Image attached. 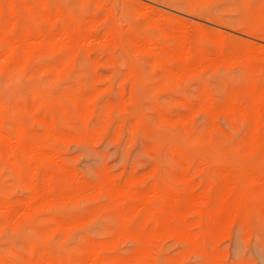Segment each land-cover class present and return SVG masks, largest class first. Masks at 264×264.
I'll use <instances>...</instances> for the list:
<instances>
[{
  "label": "rangeland",
  "instance_id": "374dc122",
  "mask_svg": "<svg viewBox=\"0 0 264 264\" xmlns=\"http://www.w3.org/2000/svg\"><path fill=\"white\" fill-rule=\"evenodd\" d=\"M8 1H12L14 6L9 5ZM8 1L0 0V55L4 54L0 62L3 63L8 40L21 37L23 31L32 33L34 37L37 35L35 39L40 38H37L39 42L34 41L31 58L27 59L26 64L21 62L22 65L24 63L22 68L19 65L22 60H16L10 67H1L0 122L3 132L12 136L16 146L24 143L35 148L39 146H35V143L41 144L38 156L36 148H33L35 151L32 149L37 157L31 151V156H35L31 165H26L27 160L20 152L11 155L14 152L8 148V155L5 146L0 150V209H5L4 205L9 204V210L6 209L9 213L7 211L4 214L0 210L2 264H26L27 261L31 262L29 264H54L56 261L68 264L94 241V244L101 242V245H96L102 257L98 264H264V184L260 180L264 175V0H100V3L99 0H86V3L85 0ZM140 1L146 5L148 3V7L142 6L148 13L139 11ZM24 6L30 10V14ZM108 10L109 13H106ZM59 11L61 14H58ZM56 13L72 17L80 23L84 39L80 36L71 40L65 35L67 41L63 40L62 30L71 29V26L63 20L61 22ZM166 15L170 18H166ZM150 16H157L156 21ZM88 18L93 21L90 22ZM8 21L12 23L8 24ZM196 22L200 24V30L204 29L200 34V30H196ZM124 26L129 29H124ZM175 27L190 28L178 31ZM102 29L107 30V35L100 34ZM162 29L166 32L163 33ZM116 31L119 34L122 31L119 35L121 38ZM104 34L106 37L111 35L110 40L109 36L105 37V44L100 43ZM89 36L96 41L88 40ZM85 37L90 41L89 47L86 46L87 42L82 44ZM96 37L102 39L97 42ZM133 37L138 38L145 47L138 39L130 41ZM184 38L188 39L184 41ZM146 39L152 41L148 45L156 43L154 47L158 48V52L154 56L156 48L146 47ZM135 42L138 45L133 44ZM185 53L187 55L184 56ZM203 56L208 57L202 59ZM153 57L160 64L156 60L154 64ZM201 63L203 67H198ZM188 65L193 66L190 68ZM171 71L175 74L178 71L176 78L170 74ZM157 83H165V88L155 90ZM36 101H42L41 105L38 106ZM43 102L45 104L42 105ZM181 117L185 118L182 120ZM135 118L137 122L134 124ZM254 120H257V126ZM15 123L20 127L19 138L15 134ZM253 133L258 134L262 146L257 153L247 151L248 137ZM168 144L171 149H177L175 154ZM50 152L52 155L47 156ZM5 155H8L7 160ZM52 156L57 158L56 162ZM201 158L208 159L207 168L204 165L206 161L203 160V163ZM13 159L16 165L10 162ZM39 161L43 166L34 164H39ZM237 162L242 170L238 168ZM257 165L262 168L259 169ZM197 166L200 169L197 168L199 171L195 172ZM32 167L37 168L35 172ZM44 170L52 173L47 176ZM73 171L78 175L73 176L78 178L76 180L79 183L74 181ZM237 173L240 177L236 179L233 175ZM253 174L260 176L257 178ZM17 176L20 177V183ZM44 176L46 178H42ZM50 183L53 189L48 187ZM98 184L99 188L96 186ZM224 184L232 187L226 188ZM95 187L98 188L96 191ZM154 187L160 192H154L159 194L158 198L150 191H155ZM167 187H171L169 191L173 194L176 192L174 198L177 199L178 207L170 203L172 198L168 197L172 193L167 191ZM166 191L168 193L165 195ZM36 192L38 194L29 197ZM240 193L242 195L237 199ZM223 194L228 197L220 212L216 203L225 198ZM26 199L28 201L23 204ZM235 200L241 201L236 205ZM188 201L193 207H190L191 213L188 211L189 205L184 208ZM29 202L27 208L31 214L25 209ZM137 202L140 203L138 206L143 204L147 207L146 213L144 208V212H139L142 206L138 211L135 210L137 207L133 208ZM22 204L25 205V213L24 210L19 212L21 206L23 209ZM35 206L36 210L32 212ZM196 206H200L201 211L193 210L197 209L194 208ZM131 207L134 211L129 212ZM150 207L156 213L159 211L161 216L152 212L153 209L151 214ZM232 209L236 211L234 217L231 216ZM186 211L188 213L182 215ZM254 211L256 214L252 216ZM16 212L25 221L19 215L16 218L22 222L15 221L12 215ZM228 212H231L232 218L226 215ZM2 213L8 214L4 218ZM148 213L151 214L150 219ZM108 216L113 218L112 221ZM7 217L10 218L9 222ZM223 217H228L225 225ZM2 223L4 225L1 226ZM199 228L197 233L196 229ZM28 243H32V249L28 248Z\"/></svg>",
  "mask_w": 264,
  "mask_h": 264
},
{
  "label": "bare ground",
  "instance_id": "6f19581e",
  "mask_svg": "<svg viewBox=\"0 0 264 264\" xmlns=\"http://www.w3.org/2000/svg\"><path fill=\"white\" fill-rule=\"evenodd\" d=\"M7 1H8V0H7ZM22 1H23V0H22ZM202 1H203V0H202ZM10 2H11V3H10ZM10 2L8 1L9 5L14 6V5L12 4L13 2H12V1H10ZM22 3H23V2H22ZM27 3H28V2H27ZM45 3H46V2H45ZM84 3H86V0H85ZM87 3H88V2H87ZM94 3H95V2H94ZM99 3H100V0H99ZM121 3H122V2H121ZM9 5H8V7H9ZM23 5H25V4H23ZM23 5H22V6H23ZM29 5H30V4H29ZM29 5H27L28 8H29ZM54 5H55V4H54ZM94 5H95V4H94ZM144 5L147 6L148 3H147V5H146V4H143L142 1H140L141 10H139V9H135V10L144 11V13H145V10H146L145 8H146V7H144L145 10H143V8H142V6H144ZM27 6H24V7L27 8ZM40 6H41V5H40ZM148 6H149V5H148ZM148 6H147V7H148ZM24 7H23V8H24ZM28 8H27V10L29 11V14H30L31 12H30L29 9L31 8V6H30L29 9H28ZM105 8H108V7L106 6ZM133 8H134V7H133ZM149 8L151 9V7H149ZM11 9H12V8H11ZM55 9H56V8H55ZM214 9H215V8H214ZM59 10H60V9H59ZM106 10H107V9H106ZM12 11L14 12L13 9H12ZM60 11H61V10H60ZM60 11H59L58 14H61ZM139 11H138V12H139ZM41 12H42V11H41ZM55 12H57V10H56ZM121 12H122V11H121ZM135 12H137V11H135ZM148 12H149V11H148ZM148 12H146V13H148ZM27 13H28V12H27ZM106 13H109V10H108V12L106 11ZM106 13H103L102 15L107 16ZM144 13H143V14H144ZM146 13H145V14H146ZM157 13H158V12H157ZM157 13H156V15H157ZM159 13H160V12H159ZM68 14H69V12H68ZM45 15H46V14H45ZM47 15H48V14H47ZM47 15H46V16H47ZM54 15H55V14H54ZM54 15H53V16H54ZM56 15H57V13H56ZM108 15H109V14H108ZM153 15H154V13H153ZM153 15H152V17L155 16V15H154V16H153ZM31 16H32V14H31ZM57 16H58L57 18L60 19L61 22H62V20H63V21H65L66 24H68V25L71 26V29H67V28H66V29H63V30H62V31H64V32L62 33V34H64V35H63V36H64L63 40L66 39V38H65V35L67 36V39L69 38V39H71V40H73V39H77V38H79L80 36H82V38L84 39V36H83V26H82L80 23H78L77 21H75L72 17H69L70 14H69V16H67V15H57ZM146 16H148V15H146ZM16 17H19V16H16ZM152 17L150 16L149 18L151 19ZM158 17H159V16H158ZM167 17H168V15H166V18H167ZM12 18L14 19V17H12ZM19 18H20V17H19ZM53 18H56V16H54ZM57 18H56V20H57ZM91 18H92V17H91ZM99 18H101V17H99ZM99 18H98V19H99ZM102 18H104V16H103ZM156 18H157V16H156L155 18H152V19H154L153 21H156ZM169 18H170V17H168V19H169ZM8 19H9V18H8ZM51 19H52V18H51ZM51 19H50V20H51ZM86 19H87V18H86ZM86 19L84 18V20H86ZM92 19H93V18H92ZM98 19H97V20H98ZM161 19H162V18H161ZM88 20H90V18H88ZM103 20H104V19H103ZM105 20H106V18H105ZM147 20H148V19H147ZM11 21H13V20H11ZM91 21H93V20H90V22H91ZM9 22H10V21H8V24H11V23H12V22H11V23H9ZM105 22H107V21H105ZM157 23H158V22H157ZM178 23H179V22H178ZM178 23H177L176 25H179ZM196 23H197V22H196ZM109 24H110V21H109ZM126 24H127V23H126ZM197 24H198V23H197ZM104 25H105V24H104ZM148 25H149V24H148ZM180 25H181V24H180ZM185 25H187V24H185ZM8 26H10V25H8ZM8 26H7L6 28H8ZM127 26H128V25H127ZM127 26H126V27H127ZM181 26H182V25H181ZM183 26H184V25H183ZM196 26H197V29H196V30H200V24H198V25H196ZM34 27H35V26H34ZM124 27H125V26H124ZM126 27H125L124 29H129L128 27H127V28H126ZM160 27H161V26H160ZM176 27H177V26H176ZM176 27H175V29H178V31H179V30H182V31H183L184 29L186 30L187 28H190V27H187V28H183V29H182V28H176ZM179 27H180V26H179ZM198 27H199V29H198ZM6 28H5V29H6ZM51 28H52V27H51ZM106 28H107V27H106ZM195 28H196V27H195ZM202 28H203V27H202ZM202 28H201V29H202ZM5 29H4L3 31H5ZM108 29H109V27H108ZM35 30H37V29L35 28ZM3 31H2V33H3ZM87 31H88V27H87ZM102 31H103V29H102ZM102 31H101L100 34L105 33V34L107 35V33H106L107 30H106V29H105L103 32H102ZM105 31H106V32H105ZM130 31H131V30H130ZM161 31H162L163 33H164V31L166 32V30H163V29H162ZM200 31H201V32H200ZM200 31H199L198 34L202 33V32L204 31V29H203V30H200ZM88 32H89V31H88ZM116 32L118 33V31H116ZM185 32H186V31H185ZM196 32H198V31H196ZM38 33L41 35V32H39V30H38ZM108 33H109V32H108ZM121 33H122V31H120V34H121ZM163 33H162V34H163ZM171 33H172V32H171ZM177 33H179V32H177ZM186 33H187V32H186ZM186 33H184V34L186 35ZM188 33H189V32H188ZM188 33H187V34H188ZM3 34H4V33H3ZM92 34H93V33H92ZM105 34L103 35L104 37L102 36L104 42H103V40L100 41V38H101V37H100V38L96 37V38L98 39L97 42L100 41V43L102 42V43L105 44V41H106V39H105V37H106ZM120 34L118 33V36H119ZM125 34H126V33H125ZM131 34H132V33H131ZM179 34H181V33H179ZM57 35H58V34H57ZM93 35H94V34H93ZM122 35H123V34H122ZM122 35H121V36H122ZM135 35H136V34H135ZM135 35H134V36H135ZM173 35H175V32L173 33ZM176 35H177V34H176ZM185 35H183V36L185 37ZM205 35H206V33H205ZM220 35L222 36V34H220ZM36 36H37V35H36ZM36 36H35V37H36ZM55 36H56V35H55ZM58 36H59V35H58ZM108 36H109V40H110V39H111V37H110L111 35L108 34ZM108 36H107V37H108ZM118 36H117V37H118ZM129 36H130V34H129ZM137 36H138V35H137ZM183 36H182V37H183ZM261 36H262V35H261ZM35 37L33 36L32 33L30 34V33L27 32V31H23L21 37H15V38H12V39L8 40V48H7V51L4 52V53H6V54H5V57L2 58V59H3V63H1L2 61L0 62V70H1V67H4V66H5V67H10V66H12L13 63H14L16 60H22V61H20V64H19V65H21L20 68H22L23 65H24V63L26 64L27 59H30V58H31V54H32L33 47H34L33 45L35 44L34 41L36 40V43H37V41L39 42V40H37V38L39 39L40 36L37 37L36 39H35ZM93 37H95V36H93ZM107 37H106V38H107ZM119 37H120V36H119ZM131 37H132V36H131ZM180 37H181V36H180ZM53 38H54V36H53ZM60 38H62L61 36H59V40H62V39H60ZM82 38H81V40L79 39L81 42H82ZM87 38H88V40L96 41V39H94V38H93L94 40H92V39H91V38H92L91 36H89V37H87ZM87 38L85 37V40H86ZM89 38H90V39H89ZM120 38H121V37H120ZM120 38H119V39H120ZM143 38H144V39H145V38L148 39V37H143ZM188 38H189V37H188ZM188 38H187V39H188ZM218 38H220V37H219V34H218ZM221 38H222V37H221ZM221 38H220V39H221ZM41 39H42V38H41ZM54 39H55V38H54ZM54 39H53V40H54ZM67 39H66V41H67ZM101 39H102V38H101ZM134 39H135V38L133 37V39H131L130 41L133 42ZM137 39H138V38H136L135 41H136ZM147 39H146V40H147ZM187 39L184 38V41H186ZM42 40H43V39H42ZM42 40H41V41H42ZM85 40L83 41L82 44H84L85 42H87V43H86V46H87V45L89 44L88 42H90V41H87V40L85 41ZM107 40H108V39H107ZM109 40H108V41H109ZM117 40H118V39H117ZM146 40L144 41L145 44L147 43V46H146V47H148V48L150 47V48H152V49L154 48V50H155L156 47H154V46H156V45H155L156 43H154V44L152 43L151 45H152L153 47H151V45H148V43H151L152 41L150 42V40H147V42H146ZM50 41H52V40H50ZM66 41H65V42H66ZM75 41H76V40H75ZM128 41H129V37H128ZM137 41L140 43L139 39H138ZM48 42H49V40H47V45H49ZM76 42H77V41H76ZM76 42H75V43H76ZM110 42H111V41H110ZM132 42H131V43H132ZM62 43H64V42L62 41ZM67 43H68V42H67ZM77 43H78V42H77ZM79 43H80V42H79ZM108 43H109V42H108ZM113 43H114V42H113ZM64 44H65V43H64ZM109 44H110V43H109ZM133 44H137V42H135V43H133ZM140 44H141V43H140ZM140 44H139V45H140ZM75 45H76V46H74V47L77 48V47H78L77 44H75ZM115 45H116V44H115ZM137 45H138V44H137ZM141 45H143V44H141ZM187 45H188V44H187ZM49 46H50V45H49ZM86 46H85V47H86ZM133 46H134V45H133ZM143 46H144V45H143ZM143 46H140V47L142 48ZM159 46H160V45H159ZM188 46H189V45H188ZM220 46H222V45H220ZM220 46H219V47H220ZM64 47H65V46H64ZM74 47H72V48L75 49ZM87 47H89V46H87ZM144 47H145V46H144ZM160 47H161V46H160ZM186 47H187V46H186ZM186 47H185L184 49H182V55H183V53H184L183 51L186 50ZM90 48H91V47H90ZM90 48H89V49H90ZM138 48H139V47H138ZM148 48H147V49H148ZM203 48H204V47H203ZM234 48H235V47H234ZM51 49H52V47H51ZM152 49H151V50H152ZM144 50H145V49H144ZM163 50H165V49L163 48ZM52 51H53V50H52ZM73 51H75V50H73ZM219 51H220V50H219ZM244 51H245V50H244ZM153 52H154V54H153V53H152V54H153V56H154V55L158 52V48H156V51H153ZM185 52H186V51H185ZM253 52H254V51H253ZM101 53H102V52H101ZM165 53H167V52H165ZM250 53H251V52H250ZM250 53L248 52V54H250ZM168 54H169V53H168ZM189 54H190V53H189ZM204 54H205V53H204ZM252 54H253V53H252ZM2 55H4V54L2 53V54L0 55V58H1ZM68 55H69V54H68ZM171 55H172V54H171ZM182 55H180V57H182ZM185 55H187V53H185L184 56H185ZM190 55H191V54H190ZM205 55H206V54H205ZM207 55H208V54H207ZM216 55H217V53H216ZM246 55H247V54H246ZM201 56H202V54H201ZM208 56H209V55H208ZM208 56H206V57L203 56V57H201V58H202V59H204V58L206 59ZM108 57H109V55H108ZM108 57H107V58H108ZM173 57H176V56H173ZM209 57H212V56L210 55ZM216 57H217V56H216ZM218 57H219V55H218ZM240 57H241V56H240ZM240 57H239V58H240ZM5 58H6V59H5ZM107 58H106V59H107ZM159 58H160V57H159ZM178 58H179V57H178ZM182 58H183V57H182ZM182 58H181V59H182ZM23 59H24V60H23ZM153 59H154V61L156 60V61L159 62V60H158L156 57H153ZM216 59H217V58H216ZM220 59H222V58H220ZM224 59H225V57H224ZM230 59H233V57L230 58ZM237 59H238V58H236V60H237ZM0 60H1V59H0ZM6 60H7V61H6ZM93 60H95V58H94ZM23 61H24V63H23V65H22L21 62H23ZM110 61H111V60H110ZM156 61L154 62V64L156 63ZM182 61H183V59H182ZM185 61H186V60H185ZM203 61H204V60H203ZM203 61H202V62H203ZM220 61H221V60H220ZM5 62H6V63H5ZM62 62H63V60H62ZM62 62H61V65H62ZM120 62H121V61H120ZM187 62H188V61H187ZM200 62H201V60H200ZM200 62L197 61V63H200ZM209 62H210V60H209ZM222 62H223V61H221V63H222ZM227 62H228V61H227ZM194 63L196 64V62H194ZM194 63H193V65H195ZM204 63H208V61H207V62L204 61ZM211 63H212V62H211ZM217 63H218V62H217ZM119 64H120V63H119ZM136 64H137V63H136ZM159 64H160V62H159ZM164 64H165V63H164ZM202 64H203V63L199 64L200 66H198V67H201V66L203 67ZM121 65H122V64H121ZM121 65H119V66H121ZM152 65H153V64H152ZM186 65H187V64H186ZM193 65H190V66L188 65V66L191 68ZM227 65L229 66V64H227ZM183 66H184V65H183ZM188 66H186V68H187ZM198 67H197V68H198ZM54 68L57 69V66L55 65ZM59 68H60V67L58 66V69H59ZM129 68H130V67H129ZM164 68H166V67L164 66ZM167 68H168V67H167ZM182 68H183V69H186V68H184V67H182ZM194 68H196V67H194ZM197 68H196V69H197ZM174 69H175V68H174ZM174 69H173V71H175ZM199 69H200V68H199ZM199 69H198V70H199ZM127 70H128V69H127ZM130 70H131V69H129L128 71H130ZM169 70H170V69H169ZM171 70H172V69H171ZM190 70H191V69H190ZM190 70H189V71H190ZM17 71H19V70H17ZM20 71H21V70H20ZM41 71H42V70H41ZM56 71H57V70H56ZM128 71H127L126 73H130V72H132V71H130V72H128ZM178 71H179V70H178ZM178 71H177V72H178ZM191 71H192V70H191ZM177 72H176V74H178ZM179 72H180V71H179ZM186 72L189 73L188 71H186ZM132 73H134V72H132ZM132 73H130V74L132 75ZM19 74H20V73H19ZM55 74H56V73H55ZM130 74H129L128 76H130ZM170 74H173V75H174V78H176V74H175L174 72L171 71ZM170 74H169V75H170ZM58 75H59V74H58ZM56 76H57V75H56ZM170 77H171V75H170ZM137 78H138V77H137ZM167 78H169V77H167ZM60 79H61V78H60ZM256 79H257V78H256ZM169 80H171V79L169 78ZM259 80H260V79H259ZM174 82H175V81H174ZM177 82H178V81H177ZM228 82H229V81H228ZM17 83H18V82H17ZM11 84H12V83H11ZM162 84H164V86H159V87L157 86V85H162ZM162 84L157 83V84H156V88H157V89H155V90H158V89H160V88H161V89H162V88H165V83H162ZM178 85H179V84H178ZM34 86H35V85H34ZM166 86H167V85H166ZM105 87H106V86H105ZM121 88H122V87H121ZM152 88H153V87H152ZM36 89H37V88H36ZM153 89H154V88H153ZM34 90H35V89H34ZM155 90H154V92H155ZM62 91H63V90H62ZM96 91H97V90H96ZM94 92H95V91H94ZM94 92H93V93H94ZM129 92H130V88H129ZM35 93H36V92H35ZM35 93H34V96H35ZM41 93H42V92H41ZM45 93H46V92H45ZM66 93H67V92H66ZM131 93H132V92H131ZM32 94H33V93H32ZM32 94H31V95H32ZM70 94H71V93H70ZM6 95H7V94H5V96H6ZM71 95H72V94H71ZM71 95H69V96H71ZM37 97H38V96H37ZM47 97H50V96H47ZM84 97H86V96H84ZM84 97H83V98H84ZM91 97H92V96H91ZM130 97H131V96H130ZM62 98H63V97H62ZM3 99H4V98H3ZM3 99H2V100H3ZM33 99H34V98H33ZM37 99H38V98H37ZM119 99H120V98H119ZM184 99H186V98L184 97ZM16 100H17V99H16ZM50 100H51V99H50ZM72 100H73V98H72ZM117 100H118V99H117ZM242 100H243V99H242ZM84 101L86 102V100H84ZM179 101H180V99H179ZM36 102H37V105H38V104H40L42 101H40V103H38V101H36ZM74 102H75V101H74ZM132 103H134V101H133ZM210 103H211V101H210ZM43 104H45V102H43L42 105H43ZM76 104H77V103H74V105H76ZM114 104H115V103H114ZM206 104H207V102H206ZM208 104H209V103H208ZM34 105H35V104H34ZM40 105H41V104H40ZM204 105H205V104H204ZM204 105H200V106L202 107V106H204ZM209 105H211V104H209ZM209 105H208V106H209ZM0 106H1V105H0ZM38 106H39V105H38ZM120 106H121V105H120ZM158 106H159V105H158ZM158 106H157V107H158ZM132 107H133V106H132ZM182 107H183V106H182ZM235 107H236V106H235ZM2 108H3V107H2ZM32 108H34V107L32 106ZM87 108H88V107H87ZM89 108H91V107L89 106ZM197 108H198V107H197ZM62 109H63V108H62ZM193 109H195V108L193 107ZM200 109H201V108H200ZM236 109H238V108H236ZM44 110H45V109H44ZM206 110H207V109H206ZM225 110H226V109H225ZM45 111H46V110H45ZM84 111H86V110H84ZM88 111H90V110H87V112H88ZM157 111H158V110H157ZM237 111H238V110H237ZM258 111H259V110H258ZM27 112H28V111H27ZM158 112H159V111H158ZM158 112H157V113H158ZM192 112H193V111H191V113H192ZM225 112H227V111H225ZM30 113H31V109H30ZM89 113H90V112H89ZM240 113L243 114L241 111H240ZM48 114H49V113H48ZM161 114H162V113H161ZM104 115H106V114H104ZM162 115H163V114H162ZM187 115H188V114H187ZM243 115H244V114H243ZM0 116H1V115H0ZM50 116L52 117V114H51ZM158 116H159V115H158ZM163 116H164V115H163ZM195 116H196V114H195ZM218 116H219V115H218ZM257 116H258V114H257ZM51 117H50V118H51ZM130 117H131V116H130ZM164 117L166 118V116H164ZM164 117H163L162 119H164ZM179 117H180V116H179ZM186 117H187V116H186ZM229 117H231V115H229ZM234 117H235V116H234ZM40 118H41V117H40ZM46 118H47V117H46ZM142 118H143V117H142ZM181 118H182V117H181ZM184 118H185V117H184ZM184 118H182V120H183ZM1 119H2V118L0 117V120H1ZM102 119H103V116H102ZM228 119H229V118H228ZM230 119H231V118H230ZM121 120H122V119H121ZM121 120H120V122H121ZM174 120H175V119H174ZM219 120H220V119H219ZM257 120H258V119H257ZM257 120H254L255 123L257 122ZM103 121H104V120H103ZM115 121H117V120H115ZM228 121H229V120H228ZM233 121H234V120H233ZM135 122H137V118H135V120H134V124H135ZM148 122H149V121H148ZM103 123H104V122H103ZM10 124H11V122H10ZM38 124H39V123H38ZM118 124H119V123H118ZM6 125H7V124H6ZM11 125H12V124H11ZM15 125H16V127L14 126V128H16V129H14V130H16L15 134L17 133L16 135H17V136H18V135L20 136V135H21L20 127H19V125H17L16 123H15ZM131 125H132V124H130L129 126H131ZM213 125H214V124H213ZM257 125H258V124L256 123L255 126H257ZM47 126H48V125H47ZM74 126H75V125H74ZM134 126H136V125H134ZM134 126H133V127H134ZM138 126H139V125H138ZM17 127H18V128H17ZM49 127H50V126H49ZM136 127H137V126H136ZM227 128H228V127H227ZM257 128H258V127H257ZM18 129H19V130H18ZM115 130H116V129H115ZM115 130H114V132H115ZM175 130H176V129H175ZM229 130H230V129H229ZM255 130H256V129H255ZM18 132H19V133H18ZM40 132H41V130H40ZM48 132H49V128H48ZM52 133H53V132H52ZM116 133H119V132H116ZM172 133H173V132H172ZM235 133H237V132H235ZM39 134H41V133H39ZM53 135H55V134H53ZM218 135H219V134H218ZM17 136H16V137H17ZM19 136H18L17 138H19ZM55 136H56V135H55ZM180 136H181V135H180ZM218 137H219V136H218ZM224 137H225V136H224ZM258 137H259V136H258L257 133H253L252 135H250V136L248 137L249 139H248V141H247V144H248V145H247V151H249L250 153H257L259 150H261V147H262V146H261V143H260V140L258 139ZM50 138H51V135H50ZM53 138H54V137H53ZM64 138H65V136H64ZM129 138H130V137H129ZM178 138H179V137H178ZM181 138H182V136H181ZM184 138H185V137H184ZM51 139H52V138H51ZM59 139H60V138H59ZM59 139H58V140H59ZM179 139H180V138H179ZM54 140H55V139H54ZM61 140H62V139H61ZM61 140H60V141H61ZM12 141H13V142H12ZM23 141H24V140H23ZM27 141H30V140L27 139ZM31 141H32V139H31ZM182 141H183V140H182ZM82 142H83V140H82ZM164 142H165V141H164ZM11 143H12V144L14 143V139L12 140V136H10V134L3 132V128H2V125H1V122H0V150L5 146V147H7V148H6V149H7V151H6L7 153H8L9 151L11 152V150L14 152V154H11V155H16L18 152H20V153H21L20 155H22V156L27 160L26 165H27V164L31 165V160L35 158L36 154H37V156H38V154L40 153L38 147H40V144H41V143L38 144V143H35V141H33V143H35V144H34L35 146H36V144L39 145V146H36V147H35L36 150L38 151V153H37V151L34 150L35 148L32 147L33 145H30V144H24V143H23V144H19V146H18V145L16 146L15 144H13V146H12ZM17 143H19V142H18V139H17ZM29 143H32V142H29ZM33 143H32V144H33ZM169 144H170V143H169ZM169 144H168V146H170ZM14 145H15V146H14ZM42 145H43V144H42ZM153 145H155V143H153ZM162 145H163V144H162ZM155 146H158V145L156 144ZM160 146H161V145H159L158 147H160ZM31 147H32V148H31ZM43 147H44V146H43ZM47 147H48V146H47ZM8 148H9L10 150H9ZM33 148H34V149H33ZM168 148H169V147H168ZM174 148H175V147H173V149H171V146H170V149H171L172 151H174V154H175V153H176L175 150H177V149H174ZM213 148H214V147H213ZM32 149L36 152V154H35V152H33ZM8 150H9V151H8ZM40 150H41V148H40ZM171 150H169V151H171ZM195 150H196V149H195ZM31 151L34 153V155H35L34 157L31 156V154H33ZM41 151H42V150H41ZM49 151H50V150H49ZM52 151H53V150L51 149V152H52ZM172 151H171V152H172ZM51 152H50V153H47V156H51V155H52ZM53 152H54V151H53ZM42 153H43V151H42ZM204 153H205V152H204ZM9 154H10V153H8V155H9ZM48 154H49V155H48ZM50 154H51V155H50ZM8 155H5V158H6ZM43 155H44V154H43ZM53 155H54V154H53ZM208 155H209V154H208ZM37 156H36V157H37ZM177 156H178V154H177ZM179 156H180V155H179ZM52 157H53V156H52ZM208 157H209V156H208ZM214 158H215V157H214ZM238 158H239V157H238ZM56 159H57V158L53 157V160H55V162H56ZM201 159H202V161L204 160V158H201ZM201 159H200V160H201ZM229 159H230V158H229ZM235 159H236V158H235ZM5 160H7V158H6ZM8 160H9V159H8ZM34 160H35V159H34ZM38 160H39V159H38ZM50 160L52 161V158H51V157H50ZM217 160H218V159H217ZM219 160H220V159H219ZM15 161H16L15 159L10 160L11 163H13L14 165H16V162H15ZM189 161H191V160H189ZM202 161H200V162H202ZM204 161H206V162L204 163ZM204 161H203V163H204V165H205L206 168H207V164H206V163H207L208 159H207V160H204ZM223 161H224V160H223ZM227 161H229V160H227ZM241 161H242V160H241ZM262 161H263V160H262ZM36 162H37V161H36ZM40 162H41V161H39V164H37L38 162H37V163L34 162V164H36L37 166H39V165L41 164ZM212 162H213V160H212ZM218 162H219V161H218ZM221 162H222V161H221ZM231 162H232V161H231ZM231 162H229V163H231ZM250 162H251V163H250ZM57 163H58V164L60 163V162H59V159H58V162H57ZM243 163L246 164V162H243ZM248 163H250V165H251V164H252V161H249ZM58 164H57V165H58ZM197 164H198V163H197ZM226 164H228V163H226ZM236 164H238V162H237ZM245 164H244V165H245ZM26 165H25V166H26ZM41 165H42V164H41ZM164 165H165V164H164ZM200 165H201V164H200ZM204 165H203V167H204ZM211 165H212V164H211ZM223 165H224V164H223ZM229 165H233V166H235V164H229ZM252 165H253V164H252ZM261 165H262V164H261ZM42 166H43V165H42ZM184 166H185V165H184ZM213 166H215V165H213ZM219 166L222 168V165H221L220 163H219ZM219 166H217V167H219ZM225 166H226V165H225ZM254 166H256V163L254 164ZM263 166H264V164H263ZM28 167H29V166H28ZM59 167H61V166H59ZM157 167H158V166H157ZM169 167H170V166H169ZM169 167H168V168H169ZM176 167H177V166H176ZM185 167H186V166H185ZM191 167H192V166H191ZM201 167H202V165H201ZM209 167H210V163H209ZM239 167H240V166H239V164H238V168H239ZM257 167H259V169L262 168V166L260 167V165H257ZM61 168H63V167H61ZM64 168H66V167H64ZM153 168H154V167H153ZM197 168H199V167H198V166L195 167L194 171H195ZM232 168H233V167H232ZM232 168H231V169H232ZM243 168H244V167H243ZM245 168H246V166H245ZM245 168H244V169H245ZM33 169H34V172H35V169H37V168H36V167H32V170H33ZM42 169H43V168H42ZM171 169H172V168H171ZM199 169H200V168H199ZM234 169H235V167H234ZM240 169H241V167H240ZM240 169H238V170L240 171ZM244 169H243V170H244ZM16 170H17V169H16ZM16 170H15V171H16ZM32 170H31V171H32ZM72 170H73V169H72ZM152 170H153V169H152ZM152 170H151V171H152ZM223 170H224V169H223ZM229 170H230V169H229ZM235 170L237 171V169H235ZM241 170H242V169H241ZM256 170H257V169H256ZM29 171H30V170H29ZM36 171H37V170H36ZM44 171H46V170H44ZM197 171H199V170L197 169L195 172H197ZM221 171H222V170H221ZM232 171H233V169H232ZM236 171H234V174H236V173H235ZM244 171L246 172V170H244ZM259 171H260V170H258V173H259ZM263 171H264V170H263ZM16 172H17V171H16ZM50 172H51V171H50ZM50 172H47V171H46V174H45V175L48 176ZM68 172H69V171H68ZM74 172H75V171H73L72 173H74ZM153 172H155V171L153 170ZM195 172H194V173L192 172V174H195ZM225 172H226V171H225ZM241 172H242V171H241ZM245 172H244V174H245ZM248 172H249V171H248ZM17 173H18V172H17ZM29 173H30V172H29ZM47 173H48V174H47ZM51 173H52V172H51ZM183 173H184V172H183ZM221 173H224V171L221 172ZM250 173H251V172H250ZM150 174H151V173H150ZM218 174H219V172H218ZM228 174H230V172L227 173L226 175H228ZM242 174H243V173H242ZM260 174H261V172H260ZM262 174H264V173L262 172ZM15 175H16V173H15ZM28 175H29V174H28ZM51 175H52V174H51ZM73 175L76 176V177L78 176V175H76V173L72 174V176H73ZM147 175H148V174H147ZM237 175H238V176H237ZM237 175H233V176H235V178L237 179L238 177H240L239 173H237ZM246 175H247V174H246ZM249 175H252V174H249ZM253 175L256 176V174H253ZM74 176H73V177H74ZM188 176H190V175H188ZM259 176H260V175H259ZM259 176H256V177L258 178ZM29 177H30V175H29ZM33 177H34V176H33ZM49 177H50V176H49ZM76 177H74V178H75L74 181H77V180H78V178H76ZM184 177H185V176H184ZM210 177H211V176H210ZM250 177H252V176H250ZM261 177H262V176H261ZM17 178H18V179H17ZM19 178H20V177H18V176L16 177L17 181L19 180ZM42 178H46V176H44V177H42ZM158 178H160V177H158ZM187 178H188V177H187ZM233 178H234V177H233ZM235 178H234V179H235ZM16 179H15V180H16ZM76 179H77V180H76ZM236 179H235V180H236ZM261 179H262V180H261ZM263 179H264V175H263V178H260V180H261L262 183L264 184ZM21 180H22V179H21ZM79 180H81V179H79ZM107 180H109V179H107ZM107 180H106V181H107ZM229 180H231V179H229ZM249 180H250V179H249ZM256 180H257V179H256ZM48 181H49V180H48ZM153 181H154V180H153ZM153 181H152V183H153ZM209 181H210L211 183L213 182V181H211L210 179H209ZM241 181H242V180H241ZM241 181H240V182H241ZM253 181H254V180H253ZM261 181L257 180V182H259V183H260ZM18 182L20 183V181H18ZM45 182H46V181H45ZM45 182H44V183H45ZM82 182H83V181H82ZM129 182H130V181H129ZM207 182H208V181H207ZM232 182H234V185H233V183H232V185L235 186V185H236V184H235L236 182H235L234 180H233ZM254 182H256V181H254ZM22 183H23V182H22ZM27 183H28V182H27ZM67 183H68V182H67ZM77 183H79V182L77 181ZM80 183H81V181H80ZM203 183H204V182H203ZM238 183H239V180H237V184H238ZM23 184H25V183H23ZM68 184H69V183H68ZM70 184H71V183H70ZM204 184H206V183H204ZM16 185H18V184L16 183ZM28 185H29V187L31 188V183H29ZM52 185H53V184H52ZM52 185H51V183H50V185H48V187L51 186L50 188L53 189V188H52V187H53ZM109 185H110V184H108V186H109ZM126 185H127L126 187L129 186L128 183H127ZM153 185H154V183L152 184V187H153ZM210 185H211V184H210ZM224 185H225L226 188L230 186V185H228V184H224ZM226 185H228V186H226ZM96 186H98V188H99V184L96 185ZM243 186H244V185H243ZM43 187H44V185H43ZM48 187H47V188H48ZM77 187H78V186H77ZM79 187H81V186H79ZM109 187H112V186H109ZM126 187H125V189H126ZM152 187H151V189H152ZM164 187H166V186H164ZM193 187H194V186H193ZM230 187H232V186H230ZM21 188H22V187H21ZM95 188H96V187H95ZM98 188H96L95 191H96ZM122 188H123V187H122ZM205 188H208V187L205 186ZM243 188H244V187H243ZM245 188H246V187H245ZM258 188H259V187H258ZM18 189H19V188H18ZM116 189H117V188H116ZM118 189H119V188H118ZM129 189H131V188L129 187ZM133 189H136V188H133ZM153 189H155V191L150 190V191L153 193V194H152V193H151V194H152V195H156V194H157L156 192H159V190L156 189L155 187H154ZM167 189H168L167 191L171 194L172 192L169 191V190L171 189V187H170V188L167 187ZM263 189H264V188H263ZM45 190H46V188H45L43 191L45 192ZM60 190H61V189H60ZM93 190H94V189H93ZM131 190H132V189H131ZM131 190H129V191H131ZM136 190H139V189H136ZM164 190H166V189H164ZM204 190H205V189H204ZM204 190H203V192H204ZM21 191H22V190H21ZM39 191H40V190H39ZM39 191H38V192H39ZM88 191H91V189H90V190L88 189ZM147 191H148V190H146L145 192H147ZM167 191L165 192V195H166V193H168ZM173 191H174V189H173ZM207 191H209V188L207 189ZM223 191H225V188H224ZM263 191H264V190H263ZM61 192H62V190H61ZM131 192H132V191H131ZM133 192H134V190H133ZM154 192H155L156 194H154ZM203 192H202V193H203ZM227 192H228V191H227ZM227 192H226V193H227ZM81 193H82V192H81ZM91 193H93V192L91 191ZM135 193H136V191H135ZM139 193H140V192H139ZM139 193H138V194H139ZM143 193H144V192H143ZM149 193H150V192H149ZM149 193H146V194H149ZM159 193H160V192H159ZM173 193H174V192H173ZM173 193H172V195L169 194L170 197H168V196H167V197L170 198V199H171V198L173 199V198H174V195H175V198H176V196H177L176 192H175V194H173ZM221 193H222V191H220V194H219V195H221ZM229 193H230V192H229ZM18 194H19V193H18ZM35 194H38V193L36 192V193H34V194H31V196H29V197H32V195H35ZM82 194H83V193H82ZM199 194H200V193H199ZM199 194H197V195H199ZM206 194H207V193H206ZM227 194H228V193H227ZM258 194H259V193H258ZM261 194H263V192H262ZM64 195H66V194H64ZM67 195H68V194H67ZM77 195H78V194H77ZM77 195H76V196H77ZM79 195H80V194H79ZM139 195L141 196V194H139ZM143 195H144V194H143ZM152 195H151V196H152ZM163 195H164V194H163ZM225 195H226V194H225ZM225 195L223 194V197H224ZM241 195H242V194L240 193V194L238 195L237 199H238ZM243 195H244V194H243ZM46 196H47V195H46ZM76 196H75V198L78 197V196H77V197H76ZM145 196H146V195H145ZM151 196H150V197H151ZM156 196H157V198H158V197H159V194L156 195ZM171 196H172V197H171ZM194 196H196V195H194ZM194 196H193V197H194ZM206 196L208 197V194H207ZM47 197H48V196H47ZM47 197L44 198V199L46 200ZM53 197L55 198V196H53ZM64 197H65V196H64ZM154 197H155V196H154ZM193 197H192V198H193ZM207 197H206V198L203 197V199L205 198V199L208 200ZM226 197H228V196H225V198H223V200H221L220 202L216 203L217 207L219 206L218 208L220 209V212H221V210H222V209L224 208V206H225V202H226V200H227ZM27 198H28V197H27ZM50 198L53 199L52 197H50ZM50 198H49V199H50ZM78 198H79V197H78ZM161 198H162V197H160V199H161ZM175 198H174V199H175ZM177 198H178V197H177ZM194 198H195V197H194ZM256 198H257V197H256ZM28 199H29V198H28ZM28 199L23 200V201H25L23 204H25L26 201H28ZM51 199H50V200H51ZM155 199H156V198H155ZM160 199H159V203H160ZM172 199L170 200V201H171L170 203L173 204V205L175 204L176 207H178V206H177V204H178V203H177V199H175L176 202H175V201H172ZM174 199H173V200H174ZM198 199L200 200V198H198ZM203 199H202V200H203ZM257 199H258V198H257ZM65 200H66V199H65ZM123 200H127V201H128V199H124V198H123ZM157 200H158V199H157ZM185 200H186V198H185ZM195 200H196V199H195ZM195 200H194V201H195ZM258 200H259V199H258ZM261 200H262V199H261ZM55 201H57V200H55ZM59 201H61V198H60ZM63 201H64V200H63ZM161 201H162V200H161ZM238 201H241V200H238ZM238 201L235 200L234 203L236 204ZM2 202H3V200H2ZM21 202H22V200L20 201V203H21ZM123 202H125V201H123ZM168 202H169V199H168ZM172 202H175V203H172ZM188 202H190V201H188ZM188 202H187V203H188ZM204 202H206V200L203 201V202H201V203H204ZM258 202H259V201H258ZM40 203H41V202H40ZM43 203H44V202H43ZM43 203L41 204V206H43ZM62 203H64V202H62ZM76 203H77V202H76ZM129 203H132V202L129 201ZM138 203H139V202H137V205L135 204L133 208L135 209V207H137V209H135V210L138 211L139 207L142 206V209H140L141 211L139 210V212L142 213V212H144V211H142V210L145 209V212H144V213H146V211H147L146 208H147V207L145 208V205H143V204H141L140 206H138ZM182 203H184V202H182ZM187 203H185V207H184V208H186V205H187V206L189 205V206H188L189 208H190V207L193 208L191 202H190L191 205H190L189 203H188V204H187ZM214 203H215V202H214ZM251 203H252V202H251ZM23 204H22V205H23ZM139 204H140V203H139ZM171 204H170V205H171ZM237 204H238V203H237ZM237 204H236V205H237ZM243 204H244V203H243ZM8 205H9V204L4 205V208H5V209H2V210L4 211V212H3L4 214L9 210V209H8ZM27 205H28V206H26L25 209H27V212H30L29 214H31L30 209L28 210V208H27V207H29L30 202H29ZM31 205H32V204H31ZM119 205H120V204H119ZM121 205H122V204H121ZM175 205H174V206H175ZM202 205H203V204H202ZM202 205H201V207H203ZM204 205H206V204H204ZM252 205H255V204H252ZM1 206H3V205L1 204ZM24 206H25V205H23V209H22V206L20 207V208H21V211H19L18 209H17V211L22 212V210H24V213H25L26 210L24 209ZM52 206H54V205H52ZM117 206H118V205H117ZM132 206H133V205H132ZM161 206L163 207L162 203H161ZM174 206H173V208H174ZM255 206H256V205H255ZM6 207H7V208H6ZM9 207H10V206H9ZM56 207H57V206H56ZM148 207H149V206H148ZM201 207H200V206H199V207L196 206V207H194V208H197V209H193V210H196V211L199 210V211H201V210H200ZM215 207H216V206H215ZM20 208H19V209H20ZM40 208H41V207H40ZM121 208H122V207H121ZM133 208L131 207V209H130L129 212L134 211V210H132ZM143 208H144V209H143ZM191 208L188 209L189 213H191L190 211H192ZM198 208H199V209H198ZM203 208L205 209V207H203ZM6 209H8V210H6ZM151 209L154 210V211H152V212H155V213L157 212L153 207H152V208L150 207V213H151V214H152ZM176 209H177V208H176ZM216 209H217V208H216ZM219 209H217V211H219ZM234 209L237 211L236 207H234ZM0 210H1V209H0ZM2 210H1V211H2ZM35 210H36V206H35V208H34V210H33L32 212H35ZM125 210H126V209H125ZM224 210H225V209H224ZM232 210H233V209H232ZM235 210H233V213H232V215H231V216H233V217H234V214H235V213H234ZM121 211H122V210H121ZM179 211L182 212L181 209H180ZM188 211L183 212L182 215H184V213H185V214L188 213ZM196 211H195V213H196ZM206 211H207V210L205 209V212H206ZM236 211H235V212H236ZM255 211L257 212V210H255ZM255 211H254V214H253L252 216H254V215L256 214ZM258 211H259V210H258ZM27 212H26V214H27ZM135 212H136V211H135ZM167 212H168V211H167ZM231 212H232V211H231ZM231 212L226 213V215L228 214L229 218H232V217H230V214H229V213H231ZM3 213H2V215H3ZM8 213H9V211H8ZM8 213H7V214H8ZM98 213H100V212H98ZM158 213H159V211H158ZM158 213H156V214L159 215ZM168 213H169V212H168ZM206 213H207V212H206ZM7 214H6V215H3L4 218H5V216H7ZM14 214H15V215H12V216H13V218L15 217V221L17 220V222H20L21 219H22V220L24 219V221H25V218H21L20 215L18 214V212L14 213ZM29 214H27V215H29ZM95 214H97V212H96ZM151 214L148 213V215H149V219L151 218V217H150ZM17 215H19V217H20L21 219H19V218L17 219V218H16ZM27 215H26V218H27ZM133 215H136V213H133ZM206 215H208V214H206ZM159 216H161V214H160ZM90 217H91V216H90ZM90 217H89V218H90ZM134 217H135V216H134ZM147 217H148V216H147ZM164 217H165V216H164ZM182 217H183V216H182ZM207 217H208V216H207ZM224 217H225V216H224ZM224 217L222 218V220L224 219ZM8 218H9V217H7V220H8V222H9V221H10V218H9V219H8ZM109 218H111V217L108 216V219H109ZM162 218H163V216H162ZM197 218H200V217H197ZM255 218H256V217H255ZM255 218H254V220H255ZM112 219H113V218H111V221H112ZM130 219H131V218H130ZM163 219H164V218H163ZM227 219H228V217H227L226 219H224V220H225V222L223 223L224 225L227 224V223H226V220H227ZM26 220H27V219H26ZM232 220H233V219H232ZM11 221H12L13 223H15V221H13L12 217H11ZM113 221H114V220H113ZM21 222H22V221H21ZM21 222H20V223H21ZM73 222H74V221H73ZM73 222H72V223H73ZM109 222H110V221H109ZM163 222L166 223V222H168V221L163 220ZM230 222H232V221H230ZM230 222H229V223H230ZM255 222H256V221H255ZM13 223H12V226H13ZM25 223H26V222H25ZM63 223H64V221H63ZM111 223L113 224V222H111ZM111 223H110V224H111ZM114 223H115V221H114ZM178 223L180 224V222H178ZM196 223H197V222H196ZM199 223H200V221H198V225H200ZM259 223H260V222H259ZM112 224H111V225H112ZM143 224H144V223H143ZM219 224H220V223H219ZM223 224H222V225H223ZM2 225H4V224L2 223L1 226H2ZM64 225H65V224H64ZM64 225H63V226L61 225V226L64 227ZM68 225H70V224H68ZM68 225L66 226L67 228H69ZM165 225H166V224H165ZM193 225H196V224H193ZM12 226H11V227H12ZM126 226H127V224H126ZM155 226H156V224H155ZM254 226H255V225H254ZM261 226H262V225H261ZM54 227H55V226H54ZM57 227H58V226H57ZM57 227H56V228H57ZM136 227H137V226H136ZM0 228H1V227H0ZM12 228H13V227H12ZM263 228H264V226H263ZM263 228H262V229H263ZM51 229L53 230V229H55V228H51ZM197 230H200V228H199V229H196V232H197ZM169 231H170V230H169ZM58 233H59V232H58ZM197 233H198V232H197ZM200 233H201V231L199 232V234H200ZM151 234H152V233H151ZM194 234H195V233H194ZM196 235H198V234H196ZM107 236H108V235H107ZM103 237H104V236H103ZM132 237H133V236H132ZM84 238H85V237H84ZM130 238H131V237H130ZM41 240H42V239H41ZM44 240H46V239H44ZM120 240H121V239H120ZM21 241H22V240H21ZM89 241H90V240H89ZM130 241H131V240H130ZM133 241H134V240H133ZM137 241H138V240H137ZM137 241H136V242H137ZM182 241H183V240H182ZM26 242H27V241H26ZM96 242H97V241H96ZM109 242H110V241H109ZM109 242H108V243H109ZM123 242H125V241H123ZM131 242H132V241H131ZM131 242H129V243L131 244ZM139 242H140V241H139ZM184 242H185V244H186V241H184ZM90 243H91V242H90ZM94 243H95V241H94ZM94 243L92 242V243L90 244V246H88V248L86 249V251H84L83 253L77 255V256L74 258V260L70 261L68 264H98V262L102 260V259H101L102 257H101V251L98 250L99 247H97L96 245H98V244L101 245V242L98 241V242H97L98 244H97V243L94 244ZM141 243H142V242H141ZM141 243H138V244H141ZM182 243H183V242H182ZM187 243H188V241H187ZM92 244H93V245H92ZM109 244H111V242H110ZM183 244H184V243H183ZM183 244H182V245H183ZM185 244H184V245H185ZM126 245H127V244H126ZM158 245H159V244H158ZM182 245H181V246H182ZM186 245H188V244H186ZM186 245H185V246H186ZM31 246H32V243H30V244L28 243V248H30ZM130 246H131V245H130ZM185 246H184V247H185ZM158 247H159V246H158ZM208 248H209V246H208ZM208 248H206V249H208ZM31 249H32V247H31ZM31 249H30L29 251H31ZM99 249H100V248H99ZM179 249H180V248H179ZM181 249H182V248H181ZM41 250H42V249H41ZM43 251H45V249H44ZM46 252H47V251H46ZM207 252H208V251H207ZM207 252H206V253H207ZM47 253H49V252H47ZM127 253H128V252H127ZM213 253H214V252H213ZM50 254H51V252H50ZM65 254H66V253H65ZM191 254H192V253H191ZM210 254H211V253H210ZM204 255H205V254H204ZM204 255H203V256H204ZM212 255H213V254H212ZM48 256H49V254H48ZM135 256H137V255H135ZM197 256H198V254H197ZM205 256H206V255H205ZM68 257H69V256H68ZM147 257H148V256H147ZM208 257H210V256H208ZM108 258H109V257H108ZM195 258H197V257H195ZM202 258H203V257H202ZM46 259H48V257H47ZM67 259H68V258H67ZM180 259L182 260V258H180ZM49 260H50V259H49ZM58 260H59V258H58ZM108 260H109V259H108ZM133 260H134V258H133ZM133 260L131 261V263L133 262ZM199 260H200V259H199ZM50 261H51V260H50ZM178 261L180 262V260H178ZM44 262H47V261L44 260ZM127 262H128V261H127ZM29 263H31V262H29V261L26 262V264H29ZM48 263H49V261H48ZM99 263H100V262H99ZM0 264H2V261H0ZM7 264H8V263H7ZM37 264H38V263H37ZM42 264H44V263L42 262ZM49 264H50V263H49ZM54 264H61V262H60V261H56ZM162 264H163V263H162Z\"/></svg>",
  "mask_w": 264,
  "mask_h": 264
}]
</instances>
